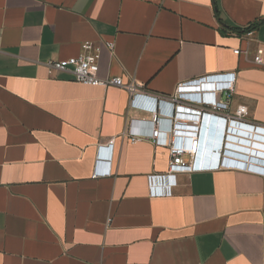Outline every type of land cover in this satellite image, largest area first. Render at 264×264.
<instances>
[{
    "label": "crops",
    "instance_id": "crops-1",
    "mask_svg": "<svg viewBox=\"0 0 264 264\" xmlns=\"http://www.w3.org/2000/svg\"><path fill=\"white\" fill-rule=\"evenodd\" d=\"M85 42L114 45L101 48L98 75L133 79L149 97L142 106L233 74L228 102L216 95L231 123L204 124V150L223 135L264 143L241 128L264 130V69L251 58L264 47V0H0V264H264V175L150 184L168 173L167 149L125 136L150 111L131 110L123 89L48 73L47 61L76 57ZM97 159L107 174L93 179Z\"/></svg>",
    "mask_w": 264,
    "mask_h": 264
},
{
    "label": "built area",
    "instance_id": "built-area-1",
    "mask_svg": "<svg viewBox=\"0 0 264 264\" xmlns=\"http://www.w3.org/2000/svg\"><path fill=\"white\" fill-rule=\"evenodd\" d=\"M254 30L255 28L251 26L245 33L247 36H251ZM102 47L112 54L114 45L110 42H103L102 44L85 42L81 45V52L78 56L60 61L49 60L46 62L45 66L50 75L57 72H70L74 82L83 86L101 87L103 89L109 87L123 89L129 94V106L131 110L141 108L142 110L150 111V118L147 121L130 119L125 133V136L131 144L146 140L151 142L154 146L164 147L168 151L169 170L167 175L150 176L148 178L150 184H155L164 178H176L178 174L216 170H242L264 175V143H259L262 145L261 147L256 145L253 140H241L233 138L230 135H223V137H220V140L223 138H225V140H230L229 143L225 141V145L228 149L243 150L250 156L237 154L226 148V150L221 151L219 162L216 163V150L221 141L215 143L213 140L211 141V146L206 150V155L203 156L205 151L204 143H202L199 137L203 125L209 124L223 130L227 123H231L228 117L217 115V113L227 109V104L217 101L216 95L223 96L226 102H228L233 93V74L206 77L180 84L175 96L171 98L152 97L151 103L143 102L145 105L142 106L139 102L145 101L149 97L140 90L133 79L124 82L121 77H99V60ZM243 53L248 54V51ZM234 54H240V51L235 50ZM251 58L254 66L264 69V47L261 46L256 48ZM210 79H214L215 81L208 84L207 81ZM206 86L211 87L209 88ZM165 108L167 110H164ZM246 114L245 107H238L235 112V115L240 118L244 117ZM145 122H147L150 127L147 133L141 132L136 128V126ZM162 122H166L167 124L165 129L161 128ZM241 128L249 130L251 133L248 132L244 134L252 139H257L256 137L260 135L259 133L264 134V130L258 127L241 126ZM232 141L247 144L251 146V148H239L237 145H234ZM111 146L112 142H109V147ZM198 157H210V161L204 163L202 160H199ZM185 158L187 161H185ZM249 159L254 162L249 164L247 162ZM243 161L248 165L239 166L234 164L243 163ZM193 163L195 164L192 165ZM100 164L101 160L97 159L96 168L92 176L93 179L103 177L107 174L106 172L99 171L98 167ZM166 195H170V192L158 191L151 193L153 197Z\"/></svg>",
    "mask_w": 264,
    "mask_h": 264
},
{
    "label": "clouds",
    "instance_id": "clouds-1",
    "mask_svg": "<svg viewBox=\"0 0 264 264\" xmlns=\"http://www.w3.org/2000/svg\"><path fill=\"white\" fill-rule=\"evenodd\" d=\"M229 123H227V125H228ZM224 140H222V143H221V145L217 148V150H216V153H217V159H216V163H218L219 162V159H220V155H221V151L222 150H226V145H225V138H223ZM195 163H193L192 165H194Z\"/></svg>",
    "mask_w": 264,
    "mask_h": 264
},
{
    "label": "water",
    "instance_id": "water-1",
    "mask_svg": "<svg viewBox=\"0 0 264 264\" xmlns=\"http://www.w3.org/2000/svg\"><path fill=\"white\" fill-rule=\"evenodd\" d=\"M214 81H215L214 79H210V80L207 81V83H208V84H211V83H213ZM206 87H209V88H210L211 86H206ZM233 138H236V136H234ZM233 142H234V141H233ZM242 152H243V153H246V152L243 151V150H242ZM204 155H206V150H205L204 153H203V156H204ZM247 162H248L249 164H252V162H254V161L249 159ZM234 164L239 165V166H245V165H248V164L245 163L244 161H243V163H234Z\"/></svg>",
    "mask_w": 264,
    "mask_h": 264
},
{
    "label": "bare ground",
    "instance_id": "bare-ground-1",
    "mask_svg": "<svg viewBox=\"0 0 264 264\" xmlns=\"http://www.w3.org/2000/svg\"><path fill=\"white\" fill-rule=\"evenodd\" d=\"M257 138V137H256ZM262 141L264 140V139H261ZM260 146V145H259ZM262 147V146H261Z\"/></svg>",
    "mask_w": 264,
    "mask_h": 264
},
{
    "label": "trees",
    "instance_id": "trees-1",
    "mask_svg": "<svg viewBox=\"0 0 264 264\" xmlns=\"http://www.w3.org/2000/svg\"><path fill=\"white\" fill-rule=\"evenodd\" d=\"M252 27H254V26H252ZM245 31H247V30H245Z\"/></svg>",
    "mask_w": 264,
    "mask_h": 264
}]
</instances>
